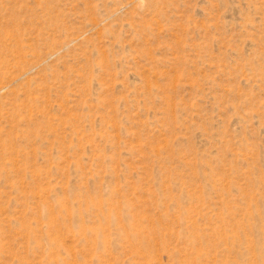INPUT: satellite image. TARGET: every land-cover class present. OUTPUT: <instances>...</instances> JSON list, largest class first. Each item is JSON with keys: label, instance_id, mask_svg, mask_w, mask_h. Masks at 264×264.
<instances>
[{"label": "rangeland", "instance_id": "1", "mask_svg": "<svg viewBox=\"0 0 264 264\" xmlns=\"http://www.w3.org/2000/svg\"><path fill=\"white\" fill-rule=\"evenodd\" d=\"M0 264H264V0H0Z\"/></svg>", "mask_w": 264, "mask_h": 264}]
</instances>
